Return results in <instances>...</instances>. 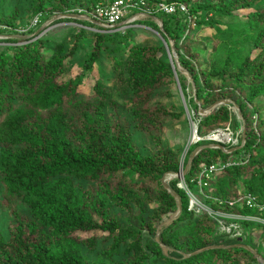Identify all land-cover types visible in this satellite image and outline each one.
<instances>
[{"label":"trees","instance_id":"1","mask_svg":"<svg viewBox=\"0 0 264 264\" xmlns=\"http://www.w3.org/2000/svg\"><path fill=\"white\" fill-rule=\"evenodd\" d=\"M113 1L28 0L26 10H5L0 0V42L9 44L0 46V206L13 218L10 238L0 236V264H262L264 223L250 219L264 222V0H179L197 17L191 27L185 14L147 2L156 12L134 25L159 32L162 23L191 80L175 72L160 38L132 44L129 31L139 28L93 32L86 19L65 17L23 39L59 16ZM69 23L78 26L53 28ZM75 67L81 72L70 76ZM176 77L198 135L229 126L238 147L204 140L181 161L165 146L164 125L187 116L181 99L167 102L180 98ZM222 101L239 107L245 140L233 105L200 115ZM199 150L184 181H170ZM212 165L219 170L201 177ZM181 184L204 190L223 217L190 210ZM245 194L263 210L249 208Z\"/></svg>","mask_w":264,"mask_h":264},{"label":"rangeland","instance_id":"2","mask_svg":"<svg viewBox=\"0 0 264 264\" xmlns=\"http://www.w3.org/2000/svg\"><path fill=\"white\" fill-rule=\"evenodd\" d=\"M27 1L28 0H3V2L5 4V10L13 9L14 6L17 3H19V6H20V8L22 10H26V5L28 3ZM81 10H83V9H81ZM70 15H72V16L76 15L78 17H83V16H80L78 14H69L68 16H70ZM61 18H65V17H57L55 19H52V20L48 21L46 24H44V26L40 29V31L38 33H35L33 35H29V36H25V37L23 36V39H25L26 41L29 40L31 37H33L35 39L40 33H42L48 27H50L56 21V19L58 20V19H61ZM74 19H76V18H74ZM26 24H27V21H26ZM64 26H66V27H77L78 25L75 24V23H69V24L56 25L53 28L64 27ZM140 27L141 26H139V25H133L131 28H135V29L139 28V29L136 30V31L135 30L129 31V34L132 37V40L134 41V42H132V44H143V43H146L147 41H152V39L154 37H156V38L158 37L157 34L155 33V30L147 28V27H144V26H143V28H140ZM53 28H51V29H53ZM124 29H125V31H119V32H122L124 34L128 30V28L127 29L124 28ZM90 31L96 32L94 30H90ZM45 33H46V31H45ZM45 33L41 34L39 37L43 36ZM112 33H115V32H112ZM208 35L210 36V34L207 31L206 32H196L195 33V36H196L195 38L198 41L199 38H204V37H206ZM64 36H65V39H67V40H70V39H71V41L74 40L70 33L68 35H67V33H65ZM0 39H4V38L0 37ZM71 41H69V42H71ZM8 45L9 44H5V43H1L0 42V46H8ZM91 45H92V41L90 40L86 44V46L88 48H84V51H89V48L91 47ZM208 48L210 50L211 46H209ZM84 53L85 52H82L78 56L77 63H79L82 60V58L84 56ZM107 66H108V63H107ZM80 72L81 71H80L79 67L78 68L75 67L73 69L72 73L70 74V76H77ZM97 74H98V71L95 72L96 78L98 77ZM67 78H69V77H67ZM93 84H94V82L91 81L90 85L93 86ZM107 84L109 85V87L111 86L110 82H108ZM179 94H180V98H179V96L178 97L176 96L175 98L171 99L170 101H167V100H164V99H162V100H164V102L167 101L168 103H173L175 106H178L179 105V101L178 100L181 99L183 105L185 106L183 98H182V95H181L180 92H179ZM230 106H232V105H230ZM231 109L235 113L236 110H235L234 106H232ZM201 110H203V109H200V112H201ZM193 115H194V113H193ZM254 119L257 122L258 118L255 117ZM193 123L194 122H192V120H191L190 111L188 110L187 111V116L184 117L181 122L173 123V122L169 121L168 123H166L164 125V128L162 129L163 130L162 138H163V141L165 142V146L167 148H169V149L174 150L177 153V155L179 156V158L181 159V161L184 160V157L187 154L188 149L190 148V146L198 143V142H196L194 144L192 143L193 136H195L194 135L195 132H194V127L193 126H194V124H196V123H194V124ZM228 128H229V126L226 128V130H222V131H225L228 134H231V133L235 134L233 131H228L227 130ZM222 131L218 130L214 134H212L211 136L209 135V136H206V137H201L198 134H197V136L200 137V139H201L200 141H204V139L208 140L212 136L215 139H217V137L221 134ZM240 131H243V129H241ZM242 134L243 133H241V132L238 133L239 136L242 135ZM235 135L236 136H235L234 139H235V142H236V139H237L238 136H237V134H235ZM134 136H135V142H137V144L143 149V151L149 150V147L151 145V142L149 140H147L143 135H140L139 133H135ZM238 141L240 142V140H238ZM190 143H192V144H190ZM218 144H220L221 146H225V147H227V146H229L231 144H232L233 147H238L239 146V145L235 146L236 145L235 143L229 142V141L227 143L226 142L223 143L222 141H220ZM211 148L215 149V148H218V147L212 146ZM181 149H183V150L181 151ZM181 167H182V164H181ZM174 179H180V178H178L177 175H175V176L173 175V176L170 177L169 180L172 181ZM180 187L185 189V190H187V192H189L188 187L186 185L184 186L183 184H181ZM0 192H1V185H0ZM193 199L195 201V204L192 207L191 206V202H190V210H193V211L198 213V211H197L198 207H203L204 209L207 207V208L210 209V207H208V205L206 204L207 200H209L210 197L208 196L207 193L204 192V190H199L198 193L194 194V198ZM1 200H2V194L0 193V202H1ZM12 220H13V218L10 216L9 212L7 210H4L0 206V236L4 237L7 240L10 238V227H11V221ZM250 220L251 221L255 220V222H259V223L260 222L264 223L260 218L259 219L256 218V219H253V220L250 219ZM258 238H259V234H258L256 239H258ZM258 259L261 262L262 259L260 257H258ZM262 264H264V263H262Z\"/></svg>","mask_w":264,"mask_h":264},{"label":"built area","instance_id":"3","mask_svg":"<svg viewBox=\"0 0 264 264\" xmlns=\"http://www.w3.org/2000/svg\"><path fill=\"white\" fill-rule=\"evenodd\" d=\"M148 1L149 0H114L109 5L100 4L95 8H93L91 11L79 9L72 11L70 14L76 13L80 16H83L82 18L86 19L87 21H90L96 26V28H87L89 30H94L100 33L119 32V31H125L124 28L126 29L131 28L144 15H154V12L156 11L148 8V3H147ZM156 10L157 12H162L167 15H175L178 13L185 14L186 16H188L190 27L194 25L197 20V17H193L190 14V9L188 8V6L180 2L179 0H159ZM59 17H63V16H59ZM39 22H40L39 18H36L33 25L35 26L36 24H39ZM227 130L230 131L229 128ZM194 135L195 136H193L192 142L193 143L200 142L201 140L200 137H198L196 133ZM228 135H229V142H233L236 144L235 146H238L239 141L238 139H236L235 142L234 134L231 133ZM211 139H215V138L212 136ZM231 165L234 164L228 163L225 166H223L221 170L228 168ZM218 170L219 169L215 165H212L209 169L206 168L202 172L201 177L204 176L206 179H208L213 172H216ZM182 181H184V179ZM183 185L185 186V184ZM199 186L200 187L206 186V183L204 184L202 183V181H200ZM188 194L190 196L191 206L193 207V205L195 204V201L193 199L194 194L190 192H188ZM242 200H244V202L247 204L249 208H254L258 210L260 209V211L263 210V206H261L260 202L257 200V197L253 196L252 194H245ZM233 205L234 203H230V206ZM197 209H198L197 210L198 213L201 210H204L208 212V214L211 216L223 217L207 207L205 209L203 207H198ZM223 229H226V231H230V227L228 228L223 227Z\"/></svg>","mask_w":264,"mask_h":264},{"label":"water","instance_id":"4","mask_svg":"<svg viewBox=\"0 0 264 264\" xmlns=\"http://www.w3.org/2000/svg\"><path fill=\"white\" fill-rule=\"evenodd\" d=\"M63 17H67V18H80V17H78V16H76V15H74V16H72V15H70V16H63ZM57 20V19H56ZM161 24V26H160V30H159V32H156L155 31V33L157 34V36L162 40V42L165 44V46H166V49H167V52H168V55H169V58L171 59V61H172V64H173V68H174V70H175V72H176V70H178L179 72H181V73H183L188 79H190L191 80V77H190V75L188 74V72L185 70V69H183L182 67H181V65H180V61H179V57H178V54H177V52H176V50H175V44H174V42L173 41H171L170 39H169V43H167L166 42V40L163 38V34H164V30H163V26H162V23H160ZM176 76H177V74H176ZM177 78V84H178V88H179V92L181 93V95H182V98H183V101H184V104H185V106H186V110L188 111V108H187V105H186V101H185V98H184V95H183V92H182V88H181V85H180V82H179V79H178V77H176ZM225 104H229V105H233L234 106V108H235V112H237V114H238V116H239V118H240V120L242 121V129H243V140H245V137H246V129H245V121H244V119H243V116H242V114H241V112H240V109H239V107L238 106H236L235 104H233L232 102H230V101H222V102H219V103H217V104H215L214 106H212L211 108H209L208 110H201V112H200V115L202 116H205V115H209L216 107H218V106H220V105H225ZM194 124V123H193ZM194 132L196 133V134H198V128H197V126H196V124H194ZM212 137H210L208 140L209 141H216V142H218L217 141V139H211ZM193 143V142H192ZM192 143H190V144H192ZM243 146V145H242ZM241 146V147H242ZM212 146H209V148H211ZM240 147V148H241ZM218 148H222L221 146H219ZM201 150H199V151H197V152H195L194 154H193V156L190 158V160H189V163H188V166L184 169L183 167H181V169H180V172L178 173V174H176L177 175V177L178 178H180V179H184V177H185V175H186V173H187V170H188V167L190 166V164H191V162L193 161V159H194V157L200 152ZM163 184L166 186V188L168 189V191L169 192H171L170 191V189H169V187L167 186V184H166V180H165V177L163 178ZM181 213H182V206H181V204H179V212H178V215L176 216V218H174V219H172V220H175V219H177L180 215H181ZM171 220V221H172ZM165 223V222H164ZM164 223H162L161 225H160V227L164 224ZM159 236V235H158ZM261 262L262 263H264V261H262L261 260Z\"/></svg>","mask_w":264,"mask_h":264},{"label":"bare ground","instance_id":"5","mask_svg":"<svg viewBox=\"0 0 264 264\" xmlns=\"http://www.w3.org/2000/svg\"><path fill=\"white\" fill-rule=\"evenodd\" d=\"M222 131V130H221ZM217 141H222L223 143H227L229 141V135L226 134L224 131L221 132V134L217 137Z\"/></svg>","mask_w":264,"mask_h":264},{"label":"clouds","instance_id":"6","mask_svg":"<svg viewBox=\"0 0 264 264\" xmlns=\"http://www.w3.org/2000/svg\"><path fill=\"white\" fill-rule=\"evenodd\" d=\"M80 18H82V17H80ZM140 28H143V26H141ZM216 142V141H215Z\"/></svg>","mask_w":264,"mask_h":264}]
</instances>
